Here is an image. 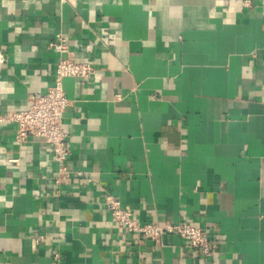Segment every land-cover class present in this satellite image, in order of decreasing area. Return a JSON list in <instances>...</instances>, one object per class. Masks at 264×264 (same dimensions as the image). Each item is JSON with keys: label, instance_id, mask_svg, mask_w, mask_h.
<instances>
[{"label": "crops", "instance_id": "crops-1", "mask_svg": "<svg viewBox=\"0 0 264 264\" xmlns=\"http://www.w3.org/2000/svg\"><path fill=\"white\" fill-rule=\"evenodd\" d=\"M62 33L95 73L68 77L71 171L0 120V264H264V0H0V114L53 84ZM210 227L216 254L117 227ZM44 236L40 243L36 237Z\"/></svg>", "mask_w": 264, "mask_h": 264}, {"label": "built area", "instance_id": "built-area-1", "mask_svg": "<svg viewBox=\"0 0 264 264\" xmlns=\"http://www.w3.org/2000/svg\"><path fill=\"white\" fill-rule=\"evenodd\" d=\"M49 46L59 55L53 75V84L45 93L31 95L28 109L0 114V120L17 124L16 138L19 143L26 142L29 136H35L51 145L54 160L58 165L54 179L57 187L70 184L74 175L88 182L98 183L90 172L71 171L69 160L72 151L68 142L69 134L64 128L65 111L71 103L64 89V79L68 77L88 78L95 73V68L91 63L78 62L70 55L67 39L62 33H59ZM5 62V55L0 52V66ZM105 204L117 227L136 235L139 240L147 238L161 244L165 236L177 235L187 241L205 259L217 253L216 241L210 227H201L185 221L165 222L156 219L140 222L135 219L131 209L124 206L110 192L105 195ZM43 238L44 236L36 237V242L40 243Z\"/></svg>", "mask_w": 264, "mask_h": 264}]
</instances>
